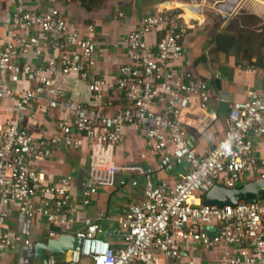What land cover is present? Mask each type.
Segmentation results:
<instances>
[{
  "label": "built area",
  "instance_id": "built-area-1",
  "mask_svg": "<svg viewBox=\"0 0 264 264\" xmlns=\"http://www.w3.org/2000/svg\"><path fill=\"white\" fill-rule=\"evenodd\" d=\"M11 27L17 35L0 47V103L12 111L0 126V264L8 251L32 245L6 230L10 213L4 204L16 206L23 219L39 217L60 229L51 239L72 235L83 240L81 251L68 253L63 264H80L85 258L93 264H163L182 259L185 247L195 246L219 250L220 264H264V199L222 208L195 204L216 184L234 189L250 177L264 179V82L246 101L229 104L224 137L198 157L181 116L194 98L206 108L211 95L206 81L173 70L184 57L189 30L182 16H144L124 41L127 64L112 78L93 73L100 48L94 25L82 35L52 8L15 12ZM48 50L53 55L44 60ZM72 77L88 85L99 106L68 96ZM118 102L123 107H117ZM39 103L43 111L59 114L57 132L50 138H35L25 128L26 111ZM128 127L145 131L146 147L159 163L156 170H125L141 175L143 201L114 219L123 236L121 246H115L91 219L82 221L81 231L75 230L80 207L75 205L74 177L49 183L35 161L50 157L57 146L78 150L87 142L90 170L80 198L81 206L88 207L122 170L115 151ZM177 167L186 170L176 185L155 182L156 172L172 173ZM130 183L139 186L138 180ZM47 264L58 263L51 257Z\"/></svg>",
  "mask_w": 264,
  "mask_h": 264
},
{
  "label": "crops",
  "instance_id": "crops-1",
  "mask_svg": "<svg viewBox=\"0 0 264 264\" xmlns=\"http://www.w3.org/2000/svg\"><path fill=\"white\" fill-rule=\"evenodd\" d=\"M212 1L201 0L197 5H202V14L196 15L184 8L185 5H191L187 4L186 0H0V47L10 43L17 35L11 27V17L15 12L43 13L57 8L82 35L85 34L88 26L96 27L100 48L95 55L97 68L93 73L112 78L116 77L120 68L127 64L124 41L131 31L140 26L144 16L182 11L178 16L184 18L189 30L186 35L184 57L173 70L177 73L189 71L195 77L206 81L211 95L206 108L201 106L198 98H194L181 116L190 146L198 157H202L217 145L228 130L229 104L246 101L250 93L261 88L264 82V68L255 64L258 60L256 55L239 57L234 52L226 55L217 51L214 42L216 35L228 28L236 12L244 10L250 0H244V3H241L235 13L228 18H224V15H221L220 11L216 12L214 8V5L219 6L225 0ZM165 2L171 4L160 8ZM260 4L264 6V2L259 1L258 7H261ZM211 12L214 14L212 15ZM257 12H261V9L257 8ZM189 16L194 17L196 21H187L185 17L189 18ZM256 16L260 18L259 15ZM218 17L222 18V22L217 21ZM157 39H160V35ZM149 40L154 42L155 38L150 37ZM52 55L53 52L48 50L43 59L46 60ZM67 90L68 96L75 101L87 106L96 104L92 100L88 85L78 77H72L68 81ZM116 105L119 108L123 107L121 102ZM42 107L43 105L39 103L26 111L25 128L35 138H50L57 132L59 114L55 111H43ZM11 114L10 105L0 103V126L5 124ZM89 155L90 148L87 142H84L82 148L78 150L67 149L61 145L52 151L50 157L43 161H35V164L38 170L43 171L49 183L58 182L65 176L74 177L75 205L80 207L79 222L75 230L81 231L84 228L82 221L91 219L105 229L106 241L121 246L123 241L121 228L114 219L125 215L131 207L143 201L144 188L140 174L125 170L133 168L156 170L159 163L158 156L147 149L145 131L142 128L128 127L125 130L124 141L115 151L116 164L122 170L116 174L112 185L100 188L91 204L82 207L81 186L89 177ZM142 155H145L146 159H143ZM185 170L177 167L172 173L156 172L155 182L174 186ZM132 180H138L139 186L133 187L130 183ZM123 181L127 184L121 185ZM203 200L204 197L201 200L197 198L195 204L198 205ZM3 206L10 213L6 230L11 235H22L26 240H30L32 245L19 246L8 251L3 257L2 264H47L51 257H54L58 264L66 261L68 255L46 254L43 260L36 259L35 256V245L47 242L51 239V233L58 236L60 229L55 233L54 230L58 228L50 225L46 220L39 217L23 219L16 206L11 204ZM219 259V250L207 251L195 246L185 247L182 259L163 261V264H219ZM80 264H93V261L85 258Z\"/></svg>",
  "mask_w": 264,
  "mask_h": 264
},
{
  "label": "water",
  "instance_id": "water-1",
  "mask_svg": "<svg viewBox=\"0 0 264 264\" xmlns=\"http://www.w3.org/2000/svg\"><path fill=\"white\" fill-rule=\"evenodd\" d=\"M242 0H225L217 7L224 14V18L233 15ZM163 4H171L165 2ZM184 8L201 15L202 5H185ZM191 21H196L194 17ZM264 199V179H257L234 189H228L224 185L216 184L205 196L203 203L208 206L232 207L241 202L256 203ZM214 232V228H207ZM83 246V240L72 235H61L58 239H49L45 243L35 245L36 259L43 260L46 254L65 256L70 252H79Z\"/></svg>",
  "mask_w": 264,
  "mask_h": 264
},
{
  "label": "trees",
  "instance_id": "trees-1",
  "mask_svg": "<svg viewBox=\"0 0 264 264\" xmlns=\"http://www.w3.org/2000/svg\"><path fill=\"white\" fill-rule=\"evenodd\" d=\"M199 1L200 0H191L188 2L198 3ZM180 14H182V11L176 10L169 13L168 15L178 16ZM241 29L243 28L241 24L238 23V25L235 26V30H233L231 25L228 31L218 33L214 39V42L217 46V51L226 55H230L234 52L238 54L239 57L241 55L246 57L256 55L258 60L255 64L260 68H264V27L261 34L249 36H243ZM238 31L239 34H237ZM54 232L58 233L59 229H55Z\"/></svg>",
  "mask_w": 264,
  "mask_h": 264
},
{
  "label": "rangeland",
  "instance_id": "rangeland-1",
  "mask_svg": "<svg viewBox=\"0 0 264 264\" xmlns=\"http://www.w3.org/2000/svg\"><path fill=\"white\" fill-rule=\"evenodd\" d=\"M188 1H191V0H186L187 4L197 5V4H200L201 0L198 3H193V2H188ZM255 1L256 0H250V2H248L246 4V7L244 8V10L237 11L236 14H235V17L230 21V23L228 25V28L224 29V31H222V32L228 31L229 27L231 25L233 27V30H235V26L238 25V23H239V24H241V26L243 28V29H241V33H242L243 36L261 34L262 31H263V27H264V6L260 4L261 7H258V4H259V1L264 2V0H257L256 2ZM194 2H196V1H194ZM241 3L243 4L244 0H242ZM240 4H239L238 8L241 6ZM217 6L214 5V8H215L216 12H218ZM257 8H260L261 12H257ZM211 13H212V15L214 14L213 12H211ZM221 15H224V14L221 13ZM256 15H259L260 18L258 16H256ZM217 21L222 22V18L218 17ZM237 21H238V23H237ZM239 31L237 32V34H239ZM243 65H245V63ZM258 178L259 177H250V179L247 180V182L245 180L243 182V184H241V186L247 184L248 182L257 180Z\"/></svg>",
  "mask_w": 264,
  "mask_h": 264
},
{
  "label": "bare ground",
  "instance_id": "bare-ground-1",
  "mask_svg": "<svg viewBox=\"0 0 264 264\" xmlns=\"http://www.w3.org/2000/svg\"><path fill=\"white\" fill-rule=\"evenodd\" d=\"M165 6H168V4H163L162 5V8H165ZM189 10V9H188ZM190 11V10H189ZM191 12V11H190ZM193 13V12H192ZM195 14V13H194ZM196 15H198V14H196ZM191 18H192V16H189V18L188 17H185V19L187 20V21H191Z\"/></svg>",
  "mask_w": 264,
  "mask_h": 264
}]
</instances>
